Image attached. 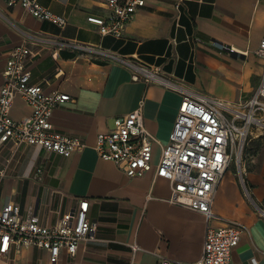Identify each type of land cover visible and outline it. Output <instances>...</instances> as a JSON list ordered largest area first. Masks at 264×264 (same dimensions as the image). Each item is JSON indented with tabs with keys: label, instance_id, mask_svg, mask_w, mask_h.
<instances>
[{
	"label": "crops",
	"instance_id": "obj_1",
	"mask_svg": "<svg viewBox=\"0 0 264 264\" xmlns=\"http://www.w3.org/2000/svg\"><path fill=\"white\" fill-rule=\"evenodd\" d=\"M40 2L68 16V23L58 26L0 0V92L9 53L25 42L32 51L31 81L47 80L46 92L60 90L72 97L55 108L54 127L81 137L86 145L70 156L29 145L16 153L13 146L1 145L0 203H17L23 213L55 225L81 199L89 200L87 215L98 224L97 237L83 243L72 259L63 252L57 264H157L160 256L193 263L202 256L207 225L230 221L244 227L232 263L264 264V157L253 154L242 170L226 171L215 194L216 218L208 221L203 213L171 202L169 179L156 173L160 144L153 145L152 168L129 177L99 156L96 143L117 117L143 101L145 126L167 144L182 95L133 80L126 66L62 44L137 55L184 78L197 91L232 101L248 99L264 79V58L255 52L264 38V0H146L121 38L102 35L87 19L108 16L106 0ZM31 113V105L17 95L12 117ZM38 167L43 169L39 178ZM0 264H50L49 252L36 246L12 249L0 254Z\"/></svg>",
	"mask_w": 264,
	"mask_h": 264
},
{
	"label": "built area",
	"instance_id": "obj_2",
	"mask_svg": "<svg viewBox=\"0 0 264 264\" xmlns=\"http://www.w3.org/2000/svg\"><path fill=\"white\" fill-rule=\"evenodd\" d=\"M9 6L20 5L28 13L58 26L68 23V16L58 14L40 0H5ZM146 0H106L108 16L89 15L88 21L102 35L121 38L127 25ZM176 44V41H173ZM85 53H94L131 70L132 78L147 84H159L179 92L182 102L169 142L162 144L145 126L144 103L116 118L115 126L97 137L96 150L111 160L129 177H138L153 164V145H161L156 166L160 177L169 179L171 202L203 213L208 221L213 211L218 186L234 158L241 159L254 129L264 134V79L254 95L232 101L195 90L184 78L144 62L137 55L115 53L102 46L63 41ZM238 52L234 47H225ZM31 49L25 42L9 53L0 92V146H13L19 153L25 145L70 156L85 147L79 136L57 130L52 121L55 108L72 97L60 90L46 92L44 82L33 83L28 67ZM256 54L264 58V38ZM248 54V51H241ZM21 95L32 107L22 119L11 115L14 99ZM260 136V135H258ZM240 164V163H239ZM241 168V167H240ZM43 169L36 170L37 178ZM89 200L81 199L77 208L65 213L55 225L43 224L38 215L25 214L17 203H0V254L12 249L36 246L48 250L50 264H57L63 252L72 259L83 243L96 239L98 224L88 218ZM243 225L230 221L224 226L208 224L202 256L193 263L160 256L157 264H233L232 251L239 244ZM133 250L138 246L133 245ZM72 261V260H71Z\"/></svg>",
	"mask_w": 264,
	"mask_h": 264
},
{
	"label": "rangeland",
	"instance_id": "obj_3",
	"mask_svg": "<svg viewBox=\"0 0 264 264\" xmlns=\"http://www.w3.org/2000/svg\"><path fill=\"white\" fill-rule=\"evenodd\" d=\"M260 133H261L260 129L259 130L254 129L253 137H257V138H253L252 136L248 138L247 142L245 143L244 149L242 151V158L240 160L234 158L229 167L230 169L242 170L244 168V164L245 165L248 164L249 159L253 154H259L264 157V134H260Z\"/></svg>",
	"mask_w": 264,
	"mask_h": 264
}]
</instances>
